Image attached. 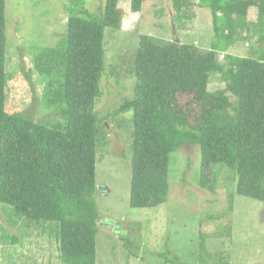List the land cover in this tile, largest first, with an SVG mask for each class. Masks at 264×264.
<instances>
[{
    "label": "trees",
    "instance_id": "16d2710c",
    "mask_svg": "<svg viewBox=\"0 0 264 264\" xmlns=\"http://www.w3.org/2000/svg\"><path fill=\"white\" fill-rule=\"evenodd\" d=\"M124 1L139 13L149 0H106L97 14L84 0L67 8V34L53 54L60 56L63 81L52 102L58 103L62 122L50 126L7 109L6 0H0V204L19 219L58 224L62 264L97 260L100 121L94 104L103 94L106 31L122 29ZM193 2L172 0L176 22L189 18ZM199 6L213 15L210 50L142 37L135 97L116 112H133L130 205L135 209L168 201L172 155L185 144L201 149L203 189L213 191L214 168L223 166L235 174L239 196L264 203V55H228L226 70L219 62L251 9L259 10L257 23L264 25V0H200ZM217 73L225 88L211 91L210 78ZM2 239L0 232V250Z\"/></svg>",
    "mask_w": 264,
    "mask_h": 264
},
{
    "label": "rangeland",
    "instance_id": "374dc122",
    "mask_svg": "<svg viewBox=\"0 0 264 264\" xmlns=\"http://www.w3.org/2000/svg\"><path fill=\"white\" fill-rule=\"evenodd\" d=\"M74 1L6 0L9 112H25L50 126L62 122L58 103L52 102L63 81L60 56L53 54L67 34V8ZM84 1L97 14L106 0ZM199 2L190 6L189 18L176 22L172 0H149L139 13L124 1L122 29L106 31L103 94L94 104L100 121L94 195L99 213L96 264H264V203L239 196L235 174L223 166L214 168L213 191L203 189L197 145L185 144L172 155L165 204L150 209L130 205L133 112H116L135 97L134 69L142 37L210 50L213 15ZM258 13L251 9L248 22L236 26L237 39L228 52L219 54L223 70L228 55H264V25L257 23ZM224 88L221 73L213 74L210 90ZM56 225L19 219L0 204V264H62Z\"/></svg>",
    "mask_w": 264,
    "mask_h": 264
}]
</instances>
